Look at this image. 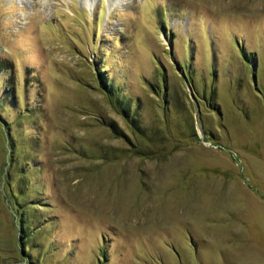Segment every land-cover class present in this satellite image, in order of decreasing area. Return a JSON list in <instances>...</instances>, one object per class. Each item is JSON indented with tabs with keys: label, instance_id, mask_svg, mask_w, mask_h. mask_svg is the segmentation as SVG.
I'll return each instance as SVG.
<instances>
[{
	"label": "rangeland",
	"instance_id": "obj_1",
	"mask_svg": "<svg viewBox=\"0 0 264 264\" xmlns=\"http://www.w3.org/2000/svg\"><path fill=\"white\" fill-rule=\"evenodd\" d=\"M0 264H264V0H0Z\"/></svg>",
	"mask_w": 264,
	"mask_h": 264
},
{
	"label": "trees",
	"instance_id": "obj_2",
	"mask_svg": "<svg viewBox=\"0 0 264 264\" xmlns=\"http://www.w3.org/2000/svg\"><path fill=\"white\" fill-rule=\"evenodd\" d=\"M244 55L246 58L250 59V57L252 56V54H249L247 52L244 51ZM100 82L102 84V86H104V88L107 90V91H110V93H114L115 91L117 92V89L115 88V86H113V83L108 80V77H107V74L104 73V74H101L100 73ZM114 96H116V93L113 94ZM212 104L214 105V101L212 102ZM122 105V104H121ZM218 106V105H217ZM216 106V107H217ZM121 111V113L128 119V121L130 122V124L134 127H136L137 129H141V126L139 124V119H138V116H137V113H132L129 108L125 105H122L121 108L118 107ZM219 108V107H218ZM24 184L26 185L27 182H24ZM30 218V216H29ZM23 220V219H22ZM25 220V219H24ZM23 222V221H22ZM22 228H26V226L23 227L22 225Z\"/></svg>",
	"mask_w": 264,
	"mask_h": 264
}]
</instances>
